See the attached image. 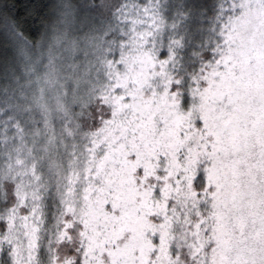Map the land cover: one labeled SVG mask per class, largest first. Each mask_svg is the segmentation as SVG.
<instances>
[{
  "label": "trees",
  "instance_id": "obj_1",
  "mask_svg": "<svg viewBox=\"0 0 264 264\" xmlns=\"http://www.w3.org/2000/svg\"><path fill=\"white\" fill-rule=\"evenodd\" d=\"M64 1L70 3L74 20L63 42H81L96 52L92 78L83 82L89 92L81 101L68 97L62 119L56 117L60 131L53 124L41 130L47 138L61 137L62 171L73 174L65 204L44 206L47 226L58 224L66 237L63 225L73 218L87 264H180L174 242L184 239L164 230L171 215L177 225L209 215L207 225L199 224L192 238L195 259L204 253L196 242L238 240L243 233L239 227L246 222L239 210L254 196L248 176L253 163L249 153L239 161V140L228 125L249 104L228 111L224 97L232 92L221 87L229 71L220 65L227 58L236 63L239 55L256 53V42L246 44L237 29L253 26L264 0H110V18L98 15L105 0ZM121 2L124 6L114 11ZM237 3L252 7L243 15L227 11ZM60 9L58 0H0V219L9 193L2 185L3 159L33 156L42 143L22 145L33 124L23 121L30 113L21 108L19 97L26 95L17 86L27 88L29 72H34L28 60L36 54L48 63ZM13 14L22 29L14 31L6 23ZM24 54L28 59L23 63ZM74 80L68 81L71 87ZM78 111L80 120L71 119ZM230 159L235 178L228 169ZM168 171L171 176L166 177ZM171 198L182 204L173 208ZM1 227L0 264H10L5 237L13 234ZM42 239L30 252L12 241L26 264H76L69 256L59 260V251ZM145 241L168 249H159L164 255L159 259L132 256Z\"/></svg>",
  "mask_w": 264,
  "mask_h": 264
},
{
  "label": "rangeland",
  "instance_id": "obj_2",
  "mask_svg": "<svg viewBox=\"0 0 264 264\" xmlns=\"http://www.w3.org/2000/svg\"><path fill=\"white\" fill-rule=\"evenodd\" d=\"M109 1L106 2L105 0L103 11L98 12V15L102 18L103 15L105 17L110 16L109 4H107ZM58 4L61 6L59 13L60 25L56 28L54 35L55 46L50 50L46 59L48 63H43L39 55L36 54L35 58L28 60L31 67L30 70L34 71L33 73L29 72L26 86L29 92L25 91L27 88L24 89L23 84L21 85L22 87L17 86L21 91L20 95H24V92L26 95L25 99L23 96L19 97L21 99V108L30 113L29 120L23 118V121L27 124L29 123V125L33 124L34 132L30 130H27V133L25 132L26 138L22 145H27L28 143L31 145L32 143L34 148L36 140H40L42 143L35 146V149H37L33 156L29 155L25 158L17 156L8 160L9 162L5 158L3 159L2 162L4 164L1 171L5 176L2 180V185L6 192L8 193L9 191V193L6 198L5 196L3 198L2 204L6 210H4V217L0 219V224H2V227L12 230L13 235L9 239H14L13 241H15L17 239L15 233L20 234L22 239L20 238L16 242L22 244V246L25 245V249H28L29 252L32 250L31 245L36 242L40 243L43 238V242L46 241V244L53 246L55 250L59 251V260L69 256L76 264H80L81 259L87 261L85 258L87 253L78 245V239L81 234L78 232L79 228L72 224L74 223V219L71 218L72 222L69 219L67 224L63 225V230L67 235L64 237L63 231L60 234L61 229L58 224L47 226L42 215L45 211L44 206L50 202L65 204V196L72 186L70 181L73 174L68 173L66 170L65 173L63 172V163L58 157V152H61V147L63 146L61 137L48 136L47 138L46 131L41 130L47 127L50 128L53 124V130L55 131L56 128L60 131L59 126H55L56 117L57 120L62 119V106L68 104L66 103L68 97L72 96L76 101H81L86 92H89L88 86L83 82H89L92 78V58L96 51L81 42L69 45L63 42L62 39L66 35V31L71 28L74 17H72L70 3L58 0ZM262 16H264V8L257 11L254 21L259 20ZM249 26L245 28L241 26L237 31L243 33ZM253 27L258 28V25L253 23ZM143 29H138V31H146ZM257 36L258 33H254L253 37L248 38L249 41L256 42L255 46L258 48L256 53L239 55L244 60L245 71L239 75L234 71V66H239L240 64L238 59L236 63L232 62L231 64L229 63V58L225 60L224 66H227L229 74L222 79L226 82L227 86L221 87H227L229 92H235V95L232 97L233 99L239 96L242 100H247L249 104L248 106H244L240 113L237 114L235 121L228 125L229 129L236 132L237 140H239L237 144L239 147L237 149L239 161L244 160V154L249 153L252 158L250 162L253 163L248 176H251L250 179L253 181L250 180L249 184L251 194L253 193L254 196H252L251 203L246 204L239 210L246 221L240 225L239 230L247 233V235H241L238 240H206L203 244L196 242L200 248L204 246V253L200 259H195L197 252L191 250L193 244L192 238L193 236L195 237L198 231L195 229L198 228L199 224L203 223L207 225L209 215L200 214V217L193 218V222L190 225H177L171 215L164 230L166 233L176 235L175 238L184 239L174 242L176 246L174 258L178 257L180 264H249V262H254L258 259L259 250L261 246H264V93L261 91L264 88V69L261 68V57L264 56V51L261 49L264 46L258 42ZM136 49L140 53L139 48ZM24 58L28 59V55L25 56L24 54L22 56L23 63ZM253 58H255V63L252 64L251 68H248V64ZM106 66L108 74L112 75V70L108 66V63ZM126 66H129V64H126ZM243 76H247L248 78L242 80L240 77ZM228 77L232 78L231 81L234 86L226 81ZM71 79H75L72 87L68 82ZM206 88L208 92V87ZM237 88L241 90L236 91ZM211 102L214 108L215 104L213 100ZM22 109L20 110L21 114ZM71 114L73 115L71 119L80 120V111ZM250 117H254L251 123H249ZM193 127L195 126L193 125ZM197 129H200V127ZM50 132L51 129H49V134ZM26 152L27 150L25 154ZM17 155H20V153ZM230 160L228 169L231 171L233 178H235L236 171L233 166L235 163L232 159ZM31 172L33 175L30 176ZM169 176H171V173L168 171L166 177ZM247 180H249L248 177H246L245 181ZM236 182L235 179L234 183L236 184ZM43 193L48 194V196L44 197ZM171 202L173 208L179 207L182 204L173 198H171ZM90 217L93 218V215H90ZM22 220L23 223H21ZM48 228H50L48 232L50 239L47 241L44 237H46L45 234ZM85 237L88 238L87 233ZM169 245L170 242L168 243V247ZM49 246L47 247L49 248ZM146 246L148 249H146ZM159 249L168 248L163 247L158 242L155 249L151 241L148 245L145 241V243L138 246L136 252L130 254L135 257L141 256L159 259L164 256ZM30 254L31 258H33V252ZM193 255V260L196 261L186 260L191 259ZM31 258L30 261H32ZM105 258L106 256L104 255L102 259ZM88 264H90L89 260Z\"/></svg>",
  "mask_w": 264,
  "mask_h": 264
},
{
  "label": "snow or ice",
  "instance_id": "obj_3",
  "mask_svg": "<svg viewBox=\"0 0 264 264\" xmlns=\"http://www.w3.org/2000/svg\"><path fill=\"white\" fill-rule=\"evenodd\" d=\"M123 3L121 2L120 6H117L114 11L119 12L120 8L123 7ZM252 5H244V4H235L232 5L231 7H229V9H227L228 12H238L241 13L242 15L245 13V9L246 8H251ZM6 23L8 24L9 27H11L14 31L17 28H21L22 29V25L20 23V20L17 19V16L15 14H13L12 16H9L6 18ZM255 25H258V28H254L252 25H250L248 27V29L242 33V39H244L245 43H250L249 41V37H253L254 33H258L257 39L258 42L264 46V16L260 17L259 20H256L253 22ZM227 31V30H226ZM18 35H22V31L20 33H17ZM222 39H224V37L222 36ZM262 51H264V47H262L261 49ZM250 55V54H249ZM237 59L240 61L239 66H234V71L239 75L241 72L245 71V67H244V60L242 57H237ZM261 68L264 69V56L261 57ZM229 63L231 64V61H229ZM255 63V58H253V60L248 64V68L252 67V64ZM221 68L225 67L223 64L220 65ZM242 80L243 79H247V76H243L240 77ZM240 88H237L236 91H240ZM262 93H264V88L261 89ZM235 95V92L229 93L224 97V101L226 102V107L228 109L229 112H231L237 105H241L243 106L245 103H247L246 100H242L239 96H236L235 99H233L232 97ZM249 95H251V93H249ZM254 119V117H250L249 123H251V120ZM200 124H204V120L200 119L199 121ZM241 235H247V233H241ZM6 242L11 246L9 251H8V255L10 258V264H26V262L24 261V257L21 255L17 245L15 243H13V241L11 239H9L8 237H5ZM0 251H3V249H0ZM179 255V254H177ZM80 264H85V261L83 259L80 260ZM249 264H264V246H261L259 253H258V259H256L254 262H249Z\"/></svg>",
  "mask_w": 264,
  "mask_h": 264
}]
</instances>
